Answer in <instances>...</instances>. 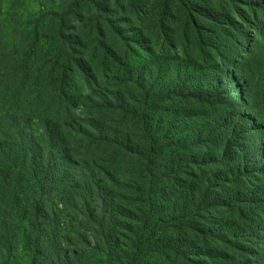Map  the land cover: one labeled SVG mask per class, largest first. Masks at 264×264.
<instances>
[{"label": "trees", "instance_id": "1", "mask_svg": "<svg viewBox=\"0 0 264 264\" xmlns=\"http://www.w3.org/2000/svg\"><path fill=\"white\" fill-rule=\"evenodd\" d=\"M176 1L74 0L21 44L0 39L3 264H264V63L245 67L260 74L256 124L240 87L226 109L182 108L207 97L178 55L205 26L196 0ZM207 16L220 21L217 0Z\"/></svg>", "mask_w": 264, "mask_h": 264}, {"label": "rangeland", "instance_id": "2", "mask_svg": "<svg viewBox=\"0 0 264 264\" xmlns=\"http://www.w3.org/2000/svg\"><path fill=\"white\" fill-rule=\"evenodd\" d=\"M74 0H0V39L6 40L10 44H21L25 37L21 36L19 31L21 29L29 30L35 24L41 26L47 19H55L62 11L67 9ZM184 0H177L176 3L181 5ZM212 0H196L199 6L196 8V14L201 16L200 24L205 26L199 45L186 46L185 39L180 40L178 55L181 61H194L196 75L195 81L192 82L194 90H202V95H207L203 100L193 99L192 101H183V106H219L226 109L229 103V95L234 98L236 95V88L240 87L242 91L247 92V103L243 100L237 101L241 105L242 110H245L253 122L256 124L254 117V110L260 102L261 93L259 86V71L254 68H245L250 58L256 57L262 64L264 63V0H217L222 6V17L220 21L210 18L209 9L211 8ZM256 2H261V7L256 6ZM185 3L189 5L187 0ZM201 14V15H200ZM202 28V27H201ZM222 28V34L218 29ZM214 32L215 37H211ZM241 34V37L238 36ZM227 36V37H223ZM238 36V37H237ZM218 39V46H210L211 41ZM13 42V43H12ZM220 50L221 53L225 51L230 52L228 58L233 57L235 63L230 64L222 60V58L215 56L213 53H207L210 50ZM154 51V49H151ZM155 52V51H154ZM213 52V51H212ZM208 54H210L208 56ZM167 56V55H164ZM145 53H138V58H144ZM211 61H216L223 72L229 73L231 78L228 79V84L223 86H214L210 83V78H214L216 73L209 69ZM193 80V79H192ZM247 83V86L244 85ZM180 94V92H177ZM191 98H196V93H188ZM172 107H178L176 98H180L176 93L172 94ZM191 103V104H190ZM4 104L0 99V114L2 113ZM192 109V108H191ZM170 111V110H168ZM197 118L191 120H184L185 132L192 130L191 128L198 127ZM181 128V127H180ZM31 129L33 135L37 140L42 137L41 125L37 121L32 120ZM183 128L181 130L184 131ZM163 205V203H161ZM24 237L20 239V249H18L21 260L25 259L28 247ZM147 238H141L139 243L140 248L148 249ZM150 254V251L148 252ZM99 259L94 264H113L109 263L103 255L97 254ZM150 256V260H151ZM0 264H3V259L0 258Z\"/></svg>", "mask_w": 264, "mask_h": 264}]
</instances>
